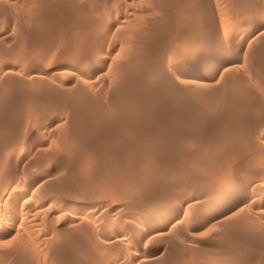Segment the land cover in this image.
<instances>
[{"label": "rangeland", "instance_id": "1", "mask_svg": "<svg viewBox=\"0 0 264 264\" xmlns=\"http://www.w3.org/2000/svg\"><path fill=\"white\" fill-rule=\"evenodd\" d=\"M0 264H264V0H0Z\"/></svg>", "mask_w": 264, "mask_h": 264}, {"label": "bare ground", "instance_id": "2", "mask_svg": "<svg viewBox=\"0 0 264 264\" xmlns=\"http://www.w3.org/2000/svg\"><path fill=\"white\" fill-rule=\"evenodd\" d=\"M189 42V41H188ZM208 45V44H207ZM221 50V49H220ZM221 53V52H220ZM192 55H193V53H192ZM200 57L201 56H196V58H195V56H193V59H195L194 61H189L190 63V65L191 66H193V67H197L199 64H200ZM192 59V58H191ZM96 66V65H95ZM124 68V67H123ZM121 70V69H120ZM123 75V74H122ZM121 75V76H122ZM129 76V75H128ZM81 91V90H80ZM190 92V91H189ZM192 92V91H191ZM197 92V91H196ZM199 93V92H198ZM56 95H59L58 93L56 94ZM180 96H181V94H179ZM56 97H58V96H56ZM84 98H85V100H86V98H87V95H84ZM84 98L82 97L81 99H83L84 100ZM204 98V97H203ZM248 98V97H247ZM84 100V101H85ZM258 105V104H257ZM140 175V174H139ZM215 189V188H214ZM215 191V190H214ZM217 192V191H216ZM142 195V194H141ZM138 200V199H137ZM134 205V204H133Z\"/></svg>", "mask_w": 264, "mask_h": 264}]
</instances>
